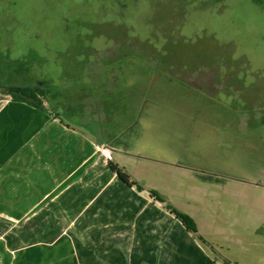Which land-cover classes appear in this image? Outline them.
I'll return each mask as SVG.
<instances>
[{"label": "rangeland", "instance_id": "1", "mask_svg": "<svg viewBox=\"0 0 264 264\" xmlns=\"http://www.w3.org/2000/svg\"><path fill=\"white\" fill-rule=\"evenodd\" d=\"M223 5L0 0V83L46 82L69 122L92 96L108 119L85 132L119 135L128 172L192 212L215 258L264 264V129L248 123L264 105V5Z\"/></svg>", "mask_w": 264, "mask_h": 264}, {"label": "crops", "instance_id": "2", "mask_svg": "<svg viewBox=\"0 0 264 264\" xmlns=\"http://www.w3.org/2000/svg\"><path fill=\"white\" fill-rule=\"evenodd\" d=\"M65 104L0 89V264H229L128 172L134 156L119 135L85 132L108 119L105 108L79 98L83 114L69 122L59 112H70Z\"/></svg>", "mask_w": 264, "mask_h": 264}, {"label": "trees", "instance_id": "3", "mask_svg": "<svg viewBox=\"0 0 264 264\" xmlns=\"http://www.w3.org/2000/svg\"><path fill=\"white\" fill-rule=\"evenodd\" d=\"M21 67L24 66L23 63L20 64ZM0 89L5 90L7 93L12 96H21L25 99L31 100L37 105H42L43 100H47L48 94L50 92L49 87L46 86V82L44 84L39 85H31V84H4L0 83ZM119 177L128 182V176L126 174L121 173L117 170ZM134 185V183H129ZM150 194L159 202H166L165 199L159 195L158 193L151 191ZM166 208L172 213L177 220L181 222L186 231L196 234L197 226L195 221L187 214L177 210L170 204H166Z\"/></svg>", "mask_w": 264, "mask_h": 264}, {"label": "flooded vegetation", "instance_id": "4", "mask_svg": "<svg viewBox=\"0 0 264 264\" xmlns=\"http://www.w3.org/2000/svg\"><path fill=\"white\" fill-rule=\"evenodd\" d=\"M252 1L258 5H264V0H252ZM214 2L216 3V6H215L216 11L217 12L220 11L224 6L223 5L224 0H214ZM228 61H229V58L225 56L224 53L216 54L214 57L209 59V62L212 64H218V63L223 64V63H227ZM218 82L219 81L216 77H213L212 79L209 80V83L214 84V85L218 84ZM252 112L256 114H261L262 116L259 115L258 118H254L252 119L253 121H248V123H252L264 129V105L262 106L260 105L258 109H255Z\"/></svg>", "mask_w": 264, "mask_h": 264}, {"label": "built area", "instance_id": "5", "mask_svg": "<svg viewBox=\"0 0 264 264\" xmlns=\"http://www.w3.org/2000/svg\"><path fill=\"white\" fill-rule=\"evenodd\" d=\"M99 154L103 157L104 161L111 162L113 159L112 151L107 146H101L98 149Z\"/></svg>", "mask_w": 264, "mask_h": 264}]
</instances>
